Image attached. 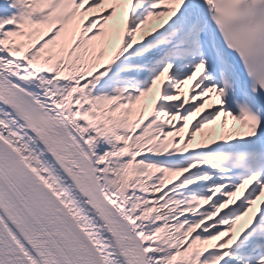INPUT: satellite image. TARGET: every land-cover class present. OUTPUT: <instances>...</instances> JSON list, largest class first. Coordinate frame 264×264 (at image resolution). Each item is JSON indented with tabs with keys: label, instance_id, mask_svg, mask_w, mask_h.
Here are the masks:
<instances>
[{
	"label": "snow or ice",
	"instance_id": "snow-or-ice-1",
	"mask_svg": "<svg viewBox=\"0 0 264 264\" xmlns=\"http://www.w3.org/2000/svg\"><path fill=\"white\" fill-rule=\"evenodd\" d=\"M0 264H264V0H0Z\"/></svg>",
	"mask_w": 264,
	"mask_h": 264
}]
</instances>
